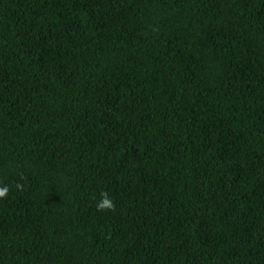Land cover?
<instances>
[{
	"label": "trees",
	"instance_id": "obj_1",
	"mask_svg": "<svg viewBox=\"0 0 264 264\" xmlns=\"http://www.w3.org/2000/svg\"><path fill=\"white\" fill-rule=\"evenodd\" d=\"M3 189L0 264H264V0H0Z\"/></svg>",
	"mask_w": 264,
	"mask_h": 264
},
{
	"label": "clouds",
	"instance_id": "obj_2",
	"mask_svg": "<svg viewBox=\"0 0 264 264\" xmlns=\"http://www.w3.org/2000/svg\"><path fill=\"white\" fill-rule=\"evenodd\" d=\"M6 191H7L6 189L0 190V196L6 194ZM105 206H110L109 201L105 200L103 204L100 205V207H105Z\"/></svg>",
	"mask_w": 264,
	"mask_h": 264
}]
</instances>
